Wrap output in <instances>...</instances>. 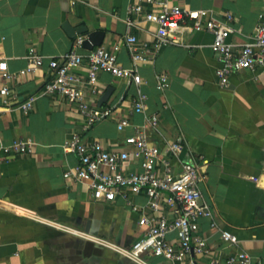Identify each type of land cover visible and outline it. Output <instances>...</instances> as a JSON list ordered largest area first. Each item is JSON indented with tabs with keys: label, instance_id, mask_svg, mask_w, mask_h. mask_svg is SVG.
<instances>
[{
	"label": "crops",
	"instance_id": "1",
	"mask_svg": "<svg viewBox=\"0 0 264 264\" xmlns=\"http://www.w3.org/2000/svg\"><path fill=\"white\" fill-rule=\"evenodd\" d=\"M139 1L152 9L145 0H0V54L8 70L17 72L26 66L30 46L46 56L34 74L8 82L16 99L9 95L10 102L4 103L0 94V148L18 139L34 142L26 154L5 155L0 149V264H178L158 256L129 255L144 230L138 224L140 215H151L143 191L125 189L114 201L101 202L85 183L63 175L78 161L63 146L73 133L116 151L128 150L124 139L137 128L161 147L182 142L183 150L171 159L176 169L186 161L207 160L201 189L218 226L211 228L208 218L199 220L200 233L211 249L210 255L198 257L199 264H208L211 257L219 259L217 264H227L226 255L239 250L251 256V264H264V216L260 214V207L264 208V65L233 72L228 85L220 86L213 34L191 29L193 20L187 19L172 43L139 64L140 84L99 72L94 93L83 85L90 104L113 107L111 116L88 128L73 103L59 95L40 94L48 58L67 52L75 40L63 29L65 21L104 31L101 45L115 52L121 64L131 66L122 37L128 7ZM170 1L187 9H206L217 19L231 13L228 39L237 45L249 41L259 20L264 21V0ZM137 26L132 32L139 40L153 39L156 24L139 19ZM76 50L88 49L81 45ZM78 72L85 75L83 69ZM161 73L168 78L163 89L157 80ZM107 89L109 96L102 101ZM139 92L147 96L144 112L133 111ZM30 95L36 97L25 112L18 103ZM152 114L158 116L155 126L147 124L146 117ZM121 118L132 124L123 131L117 128ZM163 212L174 216L171 205ZM219 228L236 234L237 243L226 246Z\"/></svg>",
	"mask_w": 264,
	"mask_h": 264
},
{
	"label": "built area",
	"instance_id": "2",
	"mask_svg": "<svg viewBox=\"0 0 264 264\" xmlns=\"http://www.w3.org/2000/svg\"><path fill=\"white\" fill-rule=\"evenodd\" d=\"M148 9L139 1L128 7L125 18L126 33L123 43L127 47L131 66H124L112 50L103 45L95 46L79 53L76 48L82 45V39H75L72 47L65 53L48 58V75L43 81L40 94L59 95L69 103H73L83 117V126L88 128L94 123L113 114V107L97 108L90 104L83 90L86 84L94 93L99 72H107L124 79L127 83H141L138 73L140 63L152 60L158 50L173 42L177 30L191 19L189 25L194 30H205L213 34L211 47L220 61L217 79L220 86H227L233 72L245 69H256L264 65V21L261 19L254 28L250 40L242 44L229 41L232 31L230 22L234 19L229 12L223 19L210 15L208 10H192L183 8L170 0H145ZM208 18H204L205 16ZM139 19L157 25L151 41H142L132 32L138 27ZM26 66L17 72L8 70L7 61L0 54V94L4 103L10 102L9 95L16 99L10 91L8 82L34 74L46 61V56L30 46L26 53ZM83 69L85 75L78 71ZM158 87L165 88L168 78L165 74L157 75ZM35 95L28 96L18 103V108L27 112L32 107ZM146 94L139 92L133 103L135 112H144ZM147 124L155 126L158 116L146 117ZM132 125L127 118H121L117 124L119 131ZM124 143L128 150L109 151L98 140H83L79 133H73L64 142L65 151L77 157V164L63 173L67 179L85 183L92 197L101 202L114 201L123 195L125 189L134 193L143 191L147 196V205L151 215L142 213L138 224L144 227L142 234L129 249L132 258L146 256L162 257L178 264H199L198 257L210 255L211 249L207 238L200 233L201 218L210 219L209 226L218 225L213 217L210 205L203 199L201 184L206 177L204 165L207 160H191L180 164L178 169L172 165V157H177L183 150L181 141L166 142L162 147L149 141L144 130L137 128L135 133L127 135ZM34 142L31 139H18L9 145H1L5 155L26 154L32 151ZM135 166V169H131ZM127 203L133 210L137 206ZM166 205H171L174 216L164 213ZM220 238L226 246L235 245L238 241L232 231L220 229ZM173 233V237L169 234ZM218 258L211 257L208 264H217ZM227 264H251V256L244 250L229 253L225 257ZM255 264H261L256 262Z\"/></svg>",
	"mask_w": 264,
	"mask_h": 264
},
{
	"label": "water",
	"instance_id": "3",
	"mask_svg": "<svg viewBox=\"0 0 264 264\" xmlns=\"http://www.w3.org/2000/svg\"><path fill=\"white\" fill-rule=\"evenodd\" d=\"M62 27L71 38L76 39L77 35L85 36L82 39V46L86 49H92L95 46L101 45L105 35V32L102 30L89 31L85 26H71L68 21H65ZM109 93L110 89H107L102 95L101 100H106ZM260 211V214L264 216V208L260 207Z\"/></svg>",
	"mask_w": 264,
	"mask_h": 264
}]
</instances>
